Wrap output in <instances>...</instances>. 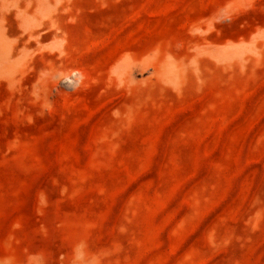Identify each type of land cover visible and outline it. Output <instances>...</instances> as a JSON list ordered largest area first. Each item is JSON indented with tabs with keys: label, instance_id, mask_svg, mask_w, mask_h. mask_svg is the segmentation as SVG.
Returning a JSON list of instances; mask_svg holds the SVG:
<instances>
[{
	"label": "rangeland",
	"instance_id": "374dc122",
	"mask_svg": "<svg viewBox=\"0 0 264 264\" xmlns=\"http://www.w3.org/2000/svg\"><path fill=\"white\" fill-rule=\"evenodd\" d=\"M0 264H264V0H0Z\"/></svg>",
	"mask_w": 264,
	"mask_h": 264
}]
</instances>
